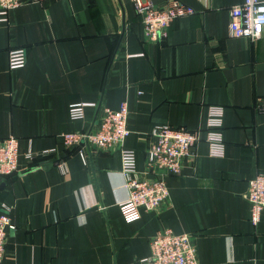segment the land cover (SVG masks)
I'll return each instance as SVG.
<instances>
[{
  "label": "crops",
  "instance_id": "1",
  "mask_svg": "<svg viewBox=\"0 0 264 264\" xmlns=\"http://www.w3.org/2000/svg\"><path fill=\"white\" fill-rule=\"evenodd\" d=\"M180 1L194 12L156 40L144 37L131 0H21L0 21V139L19 140L18 170L0 175V211L8 205L14 225L2 264H133L163 229L189 233L200 264H264V209L253 223L244 197L264 173V29L253 41L229 34L230 7L242 0ZM15 48L25 61L10 68ZM78 102L93 105L71 118ZM122 102L121 146L65 144L64 133L94 129L103 107ZM210 105L223 109L220 155L205 140ZM160 125L203 139L165 176V201L127 221L121 147L143 172Z\"/></svg>",
  "mask_w": 264,
  "mask_h": 264
},
{
  "label": "built area",
  "instance_id": "2",
  "mask_svg": "<svg viewBox=\"0 0 264 264\" xmlns=\"http://www.w3.org/2000/svg\"><path fill=\"white\" fill-rule=\"evenodd\" d=\"M44 1V0H33ZM136 13L140 16L142 32L146 39L156 40L165 34L164 28L173 19L191 14L194 9L180 0H166L156 5L151 0H131ZM21 3V0H0V21H6L9 10ZM229 34L245 36L250 40L258 39L264 29V0H242L230 7ZM23 48L10 49L8 64L10 68L24 64ZM93 103H71V118L83 116L84 106ZM128 108L122 102L118 109L103 107L94 129L64 133L63 140L68 145L87 144L93 148H107L120 145L129 133L127 128ZM222 106L210 105L205 140L210 153L220 155L223 142L220 134ZM154 138L146 148L145 170H136L135 153L132 149L121 147V172L128 190L126 199L119 203L123 218L133 221L139 218V206L146 209H157L168 197L165 176L178 174L185 161L194 157L195 145L203 139L198 129L184 126L173 127L160 125L152 129ZM81 152V151H80ZM28 154V153H27ZM19 140L13 135L0 139V175L5 176L18 170ZM32 157V154L29 153ZM60 171L65 172L63 163L58 162ZM244 197L250 205V220L256 223L261 210L264 209V173H256L249 181ZM9 206L2 205L0 211V264H2L6 234L14 227L8 215ZM150 253L147 257L133 264H200L196 257V249L189 233H174L171 229H163L151 236Z\"/></svg>",
  "mask_w": 264,
  "mask_h": 264
}]
</instances>
